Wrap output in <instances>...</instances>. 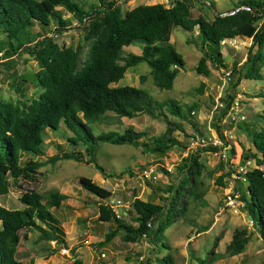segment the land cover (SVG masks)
<instances>
[{"label": "trees", "instance_id": "16d2710c", "mask_svg": "<svg viewBox=\"0 0 264 264\" xmlns=\"http://www.w3.org/2000/svg\"><path fill=\"white\" fill-rule=\"evenodd\" d=\"M196 2L198 0H170L167 6L162 3L138 4L121 12L119 0H93L87 6L74 0H0V56L11 58L24 51L25 46H30L27 53L36 62L32 77L40 87L36 96L27 99H0V196L7 192V173L16 187L23 190L17 198L23 206L21 209L0 205V264H22L15 256L16 248L27 231H36L38 238L45 241L58 245L65 243L63 230L49 208H59L66 195L58 191L41 194L33 188H24L36 181L40 162L27 159L23 164L19 163L23 154L36 157L43 154L44 131L54 132L62 123L72 133L67 140L74 146H84L89 156L87 162L91 160L98 142L139 145L143 152L158 154H164L174 146L185 149L186 144L171 134V123L162 109L180 119L190 120L193 106H188L183 112L173 99L158 103L141 88L110 86L123 76L128 67L145 62L150 68L152 84L160 90L170 89L184 64L181 55L169 42L173 27L184 30L186 43L198 46L200 50L205 45L217 46L219 42L234 37L249 38L243 72L241 76L237 74L232 86L235 87L240 77L261 79L259 67L264 66V1L239 0L223 15L222 12H213L210 18L198 13ZM66 14L79 22L87 17V22L72 26L71 19L64 18ZM35 25L48 28V31L41 34ZM70 27L84 30L82 43L78 41L74 45L59 46L54 42V36L47 35H57ZM133 44H138L139 53L122 51L123 46ZM213 51L208 54L202 52L193 67L196 74H209L207 60L221 57L218 50ZM218 65L223 67L219 60ZM202 86L200 84L198 91ZM260 95L264 100V93ZM232 98L227 94L223 107L215 108L211 113L212 126L223 144L226 140L219 121ZM108 113L126 118L142 113L153 119L160 117L165 121L166 128L162 134L152 136L148 141L142 140L148 139L143 131L131 127L121 132L109 130L94 135L89 123L101 120ZM255 116L259 117L257 122L251 128L245 127L254 151L244 156V160L252 159L255 166L236 173L240 178H236L237 186L233 191L237 193L241 210L258 227L264 240V171L258 168L264 165V108L261 114ZM201 148L210 152L220 149L212 145ZM79 154V151H70L59 157L80 161ZM200 167L195 153L181 159L176 165L179 180L176 185H168L164 190L166 197H161L166 203L133 197L125 214L121 212L116 218L107 206L108 200H100L96 205L97 220H113L115 228L108 230L97 246L110 241L120 230L123 232L121 239L126 243L144 237L152 247L166 249L164 230L178 216L185 215L191 201L201 200L203 192L197 188ZM231 171L218 175L216 184L223 185V178H229ZM126 217L131 221L128 222ZM245 242L246 236L240 231L235 232L227 246L228 253L241 252ZM157 261L172 264L170 254Z\"/></svg>", "mask_w": 264, "mask_h": 264}, {"label": "rangeland", "instance_id": "374dc122", "mask_svg": "<svg viewBox=\"0 0 264 264\" xmlns=\"http://www.w3.org/2000/svg\"><path fill=\"white\" fill-rule=\"evenodd\" d=\"M74 1L87 6L93 0ZM238 1L198 0L196 7L198 13L210 18L211 13L226 12ZM152 3L167 6L170 0H119V7L123 12L138 4ZM64 18L71 19V15L66 14ZM35 26L41 34L48 31V28ZM83 31L82 28L70 27L55 35L53 40L59 46L74 45L78 41L82 43ZM185 33L180 27H173L169 34V42L184 62L170 89L160 90L152 84L150 68L145 62L128 67L119 80L110 84L141 88L158 103L173 99L181 106L183 112L188 106H193L190 120L180 119L162 109L171 123V134L182 144H186L185 149L174 146L164 154H158L143 152L139 145L98 142L91 160L87 162L89 156L85 153L84 146H74L67 140L72 133L62 123L54 132L44 131L43 154L38 157L23 154L19 163L23 164L27 159L40 162L36 181L25 185L24 188H33L41 194L58 191L66 195L59 208H49L63 230L65 243L58 245L53 241H45L38 238L36 231H27L26 237L20 239L16 248L15 256L22 264H161L157 259L166 254H170L172 264H264V240L258 232V227H255L245 211L241 210L237 193L233 191L237 186L236 173L255 166L252 159L244 160V156H249L248 154L254 151L245 127L251 128L259 118L255 115L261 114L264 108V100L260 95L264 93V66L259 67L260 80L240 77L233 87L232 82L237 78V74L241 76L243 72L242 64L250 39L234 37L219 42L217 46L205 45L204 49L200 50L198 46L186 43ZM29 50L30 46H25L24 51L17 52V55L11 58L0 56V99L22 100L36 96L40 91L32 77L36 62L27 53ZM213 50H218L221 57L207 60L209 74H196L193 67L202 52L206 51L208 54ZM254 50L255 47L252 48V51ZM122 51L139 53L140 48L138 44H133L123 46ZM218 60L223 67L218 65ZM223 71L230 73L229 80L224 79ZM200 84L203 86L201 91H198ZM225 91L233 96L232 100L239 99V111L245 115V120L228 122V114L232 109L226 111L228 113L221 118V121L225 120V123L219 124L225 133L227 148L224 152H210L201 147L192 150L191 153L196 154V160L201 165L197 188L203 192L202 197L201 200L191 201L185 215L178 216L164 230L167 248L152 247L144 237L133 243H126L121 239L123 232L120 230L116 231L110 241L97 246L105 233L115 228L113 220H97V203L104 198L108 201L121 198L129 203L133 197L166 203L161 197H166L164 190L168 185H176L179 180L176 165L188 153L186 147L189 137L198 134L208 140L215 133L211 119V113L216 110L214 98L218 93L223 97ZM128 127L143 131L148 139L142 140L148 141L152 136L162 134L166 123L160 117L153 119L143 113L132 118L116 117L108 113L101 120L89 123L94 135L109 130L121 132ZM70 151H79L80 161L59 157L62 153ZM95 164L103 171L97 169ZM147 167L153 168L152 179L141 176L142 170ZM258 168L264 171V165ZM229 170H232L230 177L223 178V185L216 184V177ZM108 174L111 175L107 176ZM5 180L7 192L0 196V205L9 209H21L23 206L17 198L23 190L16 187L9 173L5 175ZM231 186L236 198L234 209L229 208L224 199ZM126 220L131 221L128 217ZM238 231L246 236V242L241 252L231 255L227 246L232 235ZM63 248L67 249L66 253H61Z\"/></svg>", "mask_w": 264, "mask_h": 264}, {"label": "built area", "instance_id": "2783aa9c", "mask_svg": "<svg viewBox=\"0 0 264 264\" xmlns=\"http://www.w3.org/2000/svg\"><path fill=\"white\" fill-rule=\"evenodd\" d=\"M87 22V17L83 18L81 20V22H79L78 20L72 19L71 20V25L72 26H80L83 25ZM48 36H55L53 33H48ZM223 77L225 80H229L230 79V73L228 71H223ZM229 94L228 92L225 91V94H223V97L220 93H218V95L216 96V98H214V109L215 108H220L223 107L224 103L223 101L226 98V95ZM239 99L234 98L231 103L230 106L228 108V112L232 109V112H229L228 114V122H243L245 120V115H243L240 111H239ZM227 112V113H228ZM226 113V114H227ZM223 124L225 123V120L220 119L219 124ZM223 136H224V132H222ZM212 137L210 139H206L203 138L201 135L198 134H193V136L189 137L188 140V146L186 147V151H188V153L185 154V156L189 153L192 152V150L196 149L197 147H204L206 145H212V146H216L219 149V152L221 151H225L227 146L226 144H223L222 140L217 136L216 132L213 133L211 135ZM153 168L152 167H147L144 170H142L141 172V176L145 179H152L154 177L153 174ZM244 172V171H243ZM237 178H240L239 176ZM225 204L229 207V208H235L236 207V198H234L233 193H232V186L230 188V190H228V193L225 195ZM107 206H109L111 212L114 214V216L116 218L120 217V213L122 212L123 214H125V211L128 209L129 207V203H127V201L121 199V198H114L111 199L109 201H107ZM124 208V209H121ZM67 249H62L61 253H66ZM101 256H103V254H100Z\"/></svg>", "mask_w": 264, "mask_h": 264}, {"label": "water", "instance_id": "95a60500", "mask_svg": "<svg viewBox=\"0 0 264 264\" xmlns=\"http://www.w3.org/2000/svg\"><path fill=\"white\" fill-rule=\"evenodd\" d=\"M236 10V9H235ZM228 13H231V12H228ZM224 13H222V15H223Z\"/></svg>", "mask_w": 264, "mask_h": 264}, {"label": "crops", "instance_id": "0c3cea01", "mask_svg": "<svg viewBox=\"0 0 264 264\" xmlns=\"http://www.w3.org/2000/svg\"><path fill=\"white\" fill-rule=\"evenodd\" d=\"M77 2V1H76ZM223 13V12H222Z\"/></svg>", "mask_w": 264, "mask_h": 264}]
</instances>
